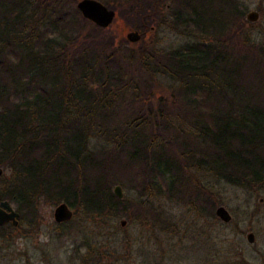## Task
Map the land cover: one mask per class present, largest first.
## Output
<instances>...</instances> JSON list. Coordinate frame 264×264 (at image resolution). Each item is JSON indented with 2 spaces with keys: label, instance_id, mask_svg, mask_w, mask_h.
Here are the masks:
<instances>
[{
  "label": "trees",
  "instance_id": "1",
  "mask_svg": "<svg viewBox=\"0 0 264 264\" xmlns=\"http://www.w3.org/2000/svg\"><path fill=\"white\" fill-rule=\"evenodd\" d=\"M55 1L44 14L49 0H0V201L19 213L0 230L38 226L42 201L82 220L131 222L140 208L172 225L162 199L213 214L216 185L264 189V40L246 31L238 0H101L140 42L162 24L188 38L132 50L141 87L97 55L103 28L79 39L77 8ZM166 77L164 97L154 83ZM117 184L136 197L117 198Z\"/></svg>",
  "mask_w": 264,
  "mask_h": 264
},
{
  "label": "rangeland",
  "instance_id": "2",
  "mask_svg": "<svg viewBox=\"0 0 264 264\" xmlns=\"http://www.w3.org/2000/svg\"><path fill=\"white\" fill-rule=\"evenodd\" d=\"M49 1L51 3L44 4V14H50L55 7L56 1ZM78 1L58 2L64 9L73 11ZM238 1L244 13L246 31L264 40V0ZM251 10L259 14L255 22L246 19ZM76 11L79 18L77 27L83 34L79 39H82L89 36L97 25L85 20L78 9ZM238 27L239 24L235 28ZM100 28L103 31L93 36L104 38L109 45L96 44L97 55L102 61L112 56L114 65L120 62L122 75L134 76L133 81L139 87L148 82H145L144 74L137 72L132 50L135 51L146 41L160 54L182 45L188 39L181 33L180 27L162 24L145 40L131 42L126 38L131 29L127 22L117 17L116 11L113 22ZM173 83L167 77L159 78L154 86L161 89L158 95L165 97L174 89ZM125 101L128 102L127 96L117 105L126 106ZM117 115L122 116L120 109ZM122 190L124 196L136 197L135 190H127L123 186ZM214 192L217 197L221 196L223 204L220 205L230 214L228 222L215 214L220 205H215L213 214H207L200 213L187 202L162 199L160 204L172 220V225H160L152 216L145 215L142 209L134 208L129 211L135 218L131 222L126 216L82 220L73 213L72 222L59 227L53 219L56 205L42 201L38 226L31 228L23 223L13 229L6 227L0 230V235H5L0 238V264H264V189L255 191L223 184L216 185ZM12 206L14 209L17 207L15 202ZM136 216L140 217L136 219ZM122 221H125L124 225ZM249 232L254 234L252 243L247 241Z\"/></svg>",
  "mask_w": 264,
  "mask_h": 264
},
{
  "label": "water",
  "instance_id": "3",
  "mask_svg": "<svg viewBox=\"0 0 264 264\" xmlns=\"http://www.w3.org/2000/svg\"><path fill=\"white\" fill-rule=\"evenodd\" d=\"M77 9L81 13L82 17L96 24L99 27L109 26L114 18L115 11L108 8L99 0H79L76 4ZM259 17V14L255 10H251L246 14V19L249 22H255ZM141 35L136 30H131L126 34V38L131 42H136L140 39ZM2 169H0V175ZM113 193L117 198H122L124 192L121 185L117 184L113 188ZM215 214L221 218L224 222L230 220V214L226 208L222 205L215 209ZM19 213L13 208L12 204L7 200L0 201V226L5 223H11L13 226L18 225ZM73 217V210L65 202L58 203L53 211V219L56 223H63L71 220ZM122 225L125 221L121 222ZM247 241L252 243L254 241V234L249 232L247 234Z\"/></svg>",
  "mask_w": 264,
  "mask_h": 264
}]
</instances>
